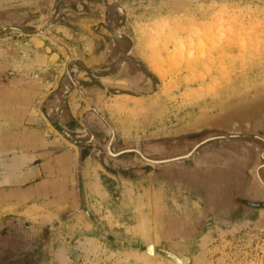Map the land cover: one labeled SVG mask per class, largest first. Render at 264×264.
Here are the masks:
<instances>
[{
  "label": "rangeland",
  "instance_id": "rangeland-1",
  "mask_svg": "<svg viewBox=\"0 0 264 264\" xmlns=\"http://www.w3.org/2000/svg\"><path fill=\"white\" fill-rule=\"evenodd\" d=\"M111 22L145 74L100 80ZM0 47V92L53 76L0 104V184L29 135V165L63 159L0 187V264H264V0H0ZM145 193L156 243L125 206Z\"/></svg>",
  "mask_w": 264,
  "mask_h": 264
},
{
  "label": "crops",
  "instance_id": "crops-1",
  "mask_svg": "<svg viewBox=\"0 0 264 264\" xmlns=\"http://www.w3.org/2000/svg\"><path fill=\"white\" fill-rule=\"evenodd\" d=\"M40 58L44 60L43 56L39 55L36 59V62H37V65L39 66L38 68L43 69V67L41 66L42 63L39 62ZM30 75H31L30 79L22 78L21 80L22 84L29 85V87L22 88L19 94L16 95L10 92H0V104L1 105L5 104L6 107L10 108V110L8 111L12 110L13 112H15L16 105H24L26 103L28 105L29 102H24L23 100L25 98L33 97L34 95L36 96H39L41 94L43 95L44 94L43 92L46 89L47 91H50L49 84L53 81V76H50L47 70L46 72L42 70L41 71L37 70L36 73L31 72ZM16 80L17 79L15 78L14 81ZM46 83H48L49 85L47 88L45 87ZM59 91L52 90L51 96L54 97V96L59 95ZM60 95H65V93L62 92ZM19 111H24V110H19ZM11 113L12 112H10V114ZM61 116L63 117L64 115L62 114ZM26 138L27 139L24 142V146L26 148H31V146H33L32 151H29L28 153L25 154V156L27 157L26 164L22 167L20 166V168L16 170H13V169L5 170L7 171L6 173H9L12 171L13 173H15V176H12L13 178L12 177L8 178L6 182L1 183L0 187L1 186L11 187V188H14L13 190L17 191V188L22 186L23 184H31V182H35V180H38L43 177L46 178L48 175H50V171H52V168L58 167L57 165H60V163L61 165H63V159L60 160L61 162L59 164L58 162L57 164H55L56 162L54 161V159H52V155H51L53 153L45 157L44 159L45 162H43L41 165L39 164L29 165L30 162H34V163L37 162L39 160L38 154L40 152L42 153L45 149H47V147H51L50 146L51 144H48L46 140L41 138L39 135H37L36 137H31V135H29ZM56 161H58V159Z\"/></svg>",
  "mask_w": 264,
  "mask_h": 264
},
{
  "label": "flooded vegetation",
  "instance_id": "flooded-vegetation-1",
  "mask_svg": "<svg viewBox=\"0 0 264 264\" xmlns=\"http://www.w3.org/2000/svg\"><path fill=\"white\" fill-rule=\"evenodd\" d=\"M118 9L122 12V9L119 7ZM108 12L112 15L111 9ZM102 29L101 33L103 32ZM104 31L109 35L96 36L99 48L97 55L104 59V64L99 67V72L107 76H102L100 80L117 75L127 80L128 78H133L136 74H145L141 65L133 59L130 40H128L126 35L118 32L120 31L118 24L114 25L113 23L112 25L111 22L109 25L104 26Z\"/></svg>",
  "mask_w": 264,
  "mask_h": 264
},
{
  "label": "bare ground",
  "instance_id": "bare-ground-1",
  "mask_svg": "<svg viewBox=\"0 0 264 264\" xmlns=\"http://www.w3.org/2000/svg\"><path fill=\"white\" fill-rule=\"evenodd\" d=\"M148 62H149V65H150L151 69L154 71V73L156 75L160 76L161 75V69L158 66V64L155 63V62H153V61H151V60H148ZM18 158H20V157H18ZM15 159H17V157H15ZM15 159H13V161L11 163L14 166V169L16 170V163H17V161ZM24 162H25V159H24ZM128 196H129V194H128ZM130 196H133V194L130 193ZM146 197L148 198V195L146 193L143 195V197L140 196V195H135L136 200H134V201H132V198H130L131 201L126 200V197H125V199H124V201L126 202L125 206L126 207L130 206V208H131V210H130V216H132V218L134 220H137V222L139 224V229H140V232H141L142 236L144 238H146L147 241H149V242L150 241H152V242L154 241L153 243H156L157 241H159L158 240L159 239L158 232L156 231V229H151L148 226L149 220H156V217L152 213H150V216H149V213L147 214L144 211L143 207L146 206ZM147 201H149V199H147ZM34 210H35V208H34ZM145 261H146V264H149V262H150V260L148 259V257H146V260ZM155 264H165V263L158 262V263H155Z\"/></svg>",
  "mask_w": 264,
  "mask_h": 264
},
{
  "label": "water",
  "instance_id": "water-1",
  "mask_svg": "<svg viewBox=\"0 0 264 264\" xmlns=\"http://www.w3.org/2000/svg\"><path fill=\"white\" fill-rule=\"evenodd\" d=\"M190 154V153H189ZM189 154H186V155H183V156H180V157H178V158H175L174 160H176V159H180V158H185V157H187ZM171 160V159H170ZM169 159L168 160H163L164 162H166V161H170Z\"/></svg>",
  "mask_w": 264,
  "mask_h": 264
},
{
  "label": "snow or ice",
  "instance_id": "snow-or-ice-1",
  "mask_svg": "<svg viewBox=\"0 0 264 264\" xmlns=\"http://www.w3.org/2000/svg\"><path fill=\"white\" fill-rule=\"evenodd\" d=\"M151 249V246L149 245V250Z\"/></svg>",
  "mask_w": 264,
  "mask_h": 264
}]
</instances>
